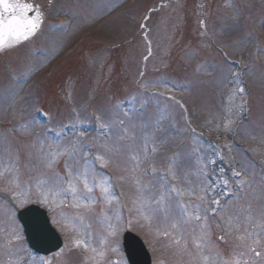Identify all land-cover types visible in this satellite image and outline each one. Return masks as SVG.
I'll list each match as a JSON object with an SVG mask.
<instances>
[{
  "label": "rangeland",
  "instance_id": "1",
  "mask_svg": "<svg viewBox=\"0 0 264 264\" xmlns=\"http://www.w3.org/2000/svg\"><path fill=\"white\" fill-rule=\"evenodd\" d=\"M51 10L35 39L0 50V264L29 256L15 213L35 203L63 246L26 264H122L127 230L152 264H264V172L246 160L264 167V0H55ZM224 54L239 57L242 79ZM186 119L210 146L182 133Z\"/></svg>",
  "mask_w": 264,
  "mask_h": 264
},
{
  "label": "snow or ice",
  "instance_id": "2",
  "mask_svg": "<svg viewBox=\"0 0 264 264\" xmlns=\"http://www.w3.org/2000/svg\"><path fill=\"white\" fill-rule=\"evenodd\" d=\"M30 12H34V15H29ZM41 21V13L33 4L23 0H0V50L29 39L35 34ZM256 255L259 256L260 253Z\"/></svg>",
  "mask_w": 264,
  "mask_h": 264
},
{
  "label": "water",
  "instance_id": "3",
  "mask_svg": "<svg viewBox=\"0 0 264 264\" xmlns=\"http://www.w3.org/2000/svg\"><path fill=\"white\" fill-rule=\"evenodd\" d=\"M19 219L25 227L30 245L38 252L47 254L59 248L58 238L48 227L41 210L31 207L20 214ZM125 252L133 264H141L142 260L148 264V259L138 241L130 235L125 238Z\"/></svg>",
  "mask_w": 264,
  "mask_h": 264
},
{
  "label": "flooded vegetation",
  "instance_id": "4",
  "mask_svg": "<svg viewBox=\"0 0 264 264\" xmlns=\"http://www.w3.org/2000/svg\"><path fill=\"white\" fill-rule=\"evenodd\" d=\"M39 1H40V0H23V2H25V3H31V4H33V5H34L35 7H37V8H38V2H39ZM51 1H52V0H47V3H51ZM38 9H39V8H38ZM39 11H40L41 16H42L43 14H42V12H41L40 9H39ZM29 15H34V12H30ZM42 20H43V17H42ZM13 45L17 46L18 43L13 44ZM10 46H12V45H10ZM6 47H8V46H6Z\"/></svg>",
  "mask_w": 264,
  "mask_h": 264
}]
</instances>
